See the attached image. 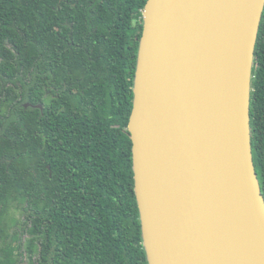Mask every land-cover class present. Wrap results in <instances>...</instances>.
Masks as SVG:
<instances>
[{"label":"trees","instance_id":"16d2710c","mask_svg":"<svg viewBox=\"0 0 264 264\" xmlns=\"http://www.w3.org/2000/svg\"><path fill=\"white\" fill-rule=\"evenodd\" d=\"M147 1L0 0V264H149L128 129ZM256 42L264 196V13Z\"/></svg>","mask_w":264,"mask_h":264},{"label":"water","instance_id":"95a60500","mask_svg":"<svg viewBox=\"0 0 264 264\" xmlns=\"http://www.w3.org/2000/svg\"><path fill=\"white\" fill-rule=\"evenodd\" d=\"M263 13L264 0L147 1L128 129L149 264H264L251 139Z\"/></svg>","mask_w":264,"mask_h":264},{"label":"rangeland","instance_id":"374dc122","mask_svg":"<svg viewBox=\"0 0 264 264\" xmlns=\"http://www.w3.org/2000/svg\"><path fill=\"white\" fill-rule=\"evenodd\" d=\"M27 105V104H26ZM17 217L19 218V215H17ZM20 232H21V230H20ZM25 238H27V236H25ZM23 254H24V256H23V261L20 263V264H27L28 263V260H27V255H26V253H25V250H23Z\"/></svg>","mask_w":264,"mask_h":264}]
</instances>
